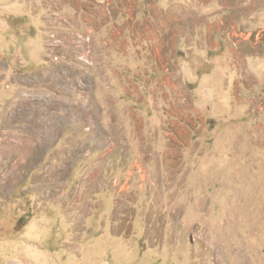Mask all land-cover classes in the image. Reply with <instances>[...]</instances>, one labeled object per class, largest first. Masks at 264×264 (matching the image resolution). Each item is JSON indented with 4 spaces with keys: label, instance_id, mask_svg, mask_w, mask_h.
<instances>
[{
    "label": "rangeland",
    "instance_id": "rangeland-1",
    "mask_svg": "<svg viewBox=\"0 0 264 264\" xmlns=\"http://www.w3.org/2000/svg\"><path fill=\"white\" fill-rule=\"evenodd\" d=\"M0 264H264V0H0Z\"/></svg>",
    "mask_w": 264,
    "mask_h": 264
}]
</instances>
